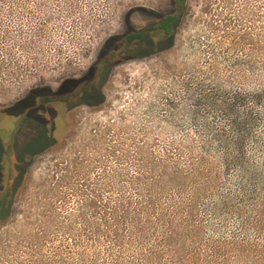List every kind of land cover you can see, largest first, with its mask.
<instances>
[{"label": "rangeland", "instance_id": "obj_1", "mask_svg": "<svg viewBox=\"0 0 264 264\" xmlns=\"http://www.w3.org/2000/svg\"><path fill=\"white\" fill-rule=\"evenodd\" d=\"M172 9L0 0V116L71 80L88 94L2 114L0 264H264V0H184L172 37L92 76Z\"/></svg>", "mask_w": 264, "mask_h": 264}, {"label": "trees", "instance_id": "obj_2", "mask_svg": "<svg viewBox=\"0 0 264 264\" xmlns=\"http://www.w3.org/2000/svg\"><path fill=\"white\" fill-rule=\"evenodd\" d=\"M183 4L184 0H173V9L168 12L166 15H164L161 20L153 25H149L145 28H142L140 30H132L128 32L127 34L122 36V43L118 46L113 47L114 50H111V53L109 56H101L94 64L93 69V78H97L101 75L103 66L108 65V63L111 61V57L116 55L115 51L120 50L125 47H130L132 50L138 49L140 51L141 49L146 48L147 46L153 45L155 42L151 39V32L156 31L159 34L167 35L168 37H172L174 29L176 27V24L178 23V20L180 18V15L183 11ZM113 40L110 42V44L115 43L118 39L117 37L111 38ZM115 45V44H114ZM112 46V45H111ZM105 54V53H104ZM84 88V87H83ZM85 89V88H84ZM84 91V90H83ZM82 91V92H83ZM34 92L41 93V94H52V95H58V93L65 94L66 96H48L47 99H53L58 97H63L67 100H70L74 96H70L73 93H80V89L76 81L71 80L67 82L60 91H52L49 88L40 90H35ZM32 93V92H31ZM85 93V92H83ZM90 102V101H89ZM90 103L95 104L94 101H91ZM4 113V112H3ZM6 113V112H5ZM7 203H4L2 199H0V208L7 209Z\"/></svg>", "mask_w": 264, "mask_h": 264}, {"label": "flooded vegetation", "instance_id": "obj_3", "mask_svg": "<svg viewBox=\"0 0 264 264\" xmlns=\"http://www.w3.org/2000/svg\"><path fill=\"white\" fill-rule=\"evenodd\" d=\"M35 91V90H34ZM32 91V93H30L28 96H24L23 98H21L20 100H18L17 102H15L11 107H8L7 109L2 110V112H6L5 114L9 115L10 117L14 118H18V116H23L22 121H25L27 118H39V119H43L46 112L49 110V106L50 104H53V102H58L60 103L63 108L70 106H76L79 105L80 103L83 102H87V101H82V100H78L75 103L72 102V100H67L63 97H58V98H53V99H47L46 97L48 96H66L65 94L62 93H58V95H52V94H39L37 92ZM70 96H88L87 93H73ZM89 103V102H88ZM89 104H93V103H89ZM50 115H54L56 113H52L51 110L49 111ZM3 113H1L2 116ZM35 115V116H34ZM0 116V118H1ZM56 116V115H55ZM53 116V117H55ZM55 121V120H54ZM3 120L0 119V136H2L4 130H3ZM54 124V123H53ZM33 145V144H38L37 141H32L31 143H29V145ZM28 145V146H29ZM1 172H0V176H1Z\"/></svg>", "mask_w": 264, "mask_h": 264}]
</instances>
